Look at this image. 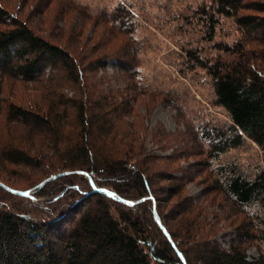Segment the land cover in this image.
<instances>
[{
	"label": "trees",
	"instance_id": "obj_1",
	"mask_svg": "<svg viewBox=\"0 0 264 264\" xmlns=\"http://www.w3.org/2000/svg\"><path fill=\"white\" fill-rule=\"evenodd\" d=\"M14 1L0 0V182L31 196L1 185L0 191L34 202L37 192L58 178L85 177L88 187L66 188H74L79 196L62 204V192L40 205L42 214L37 216L0 201V264H183L178 252L186 264H264L262 251L258 256L250 253L264 243L261 213H256L255 222L244 216L232 220L225 211L205 210L190 202L171 229L165 224L148 189L159 158L144 156L140 136L147 131L145 115L135 108L146 94L148 113L157 97L143 93L134 63L137 48L128 42L131 47L118 55L122 63L117 61L109 74L106 57L96 56L81 39L82 28H60V44H52L39 34L44 29L35 27L41 24L25 15V7L34 6L32 14L45 15L40 20L49 22L50 28L61 17L35 8L33 0H16L21 4L20 18L10 11ZM113 12L112 25L131 33L129 40L134 41L135 21L129 9L118 5ZM260 14L264 0H202L195 6L168 8L153 18L158 29L172 35L179 72H205L213 83L212 105L228 114L229 120H204L193 126L188 135L192 151L197 152L192 153L215 163L246 142L262 152L254 176L248 177L233 163L215 167L223 196L241 213L264 204V15ZM195 134L205 142L203 150ZM170 141L177 154L187 149H179L178 139ZM11 166L30 168L39 183L20 190L9 186L4 179ZM101 176L113 178L114 188L105 186ZM126 193L140 196L124 197ZM179 193L174 188L173 195ZM87 198L91 200L78 211ZM222 232L232 234L228 241Z\"/></svg>",
	"mask_w": 264,
	"mask_h": 264
},
{
	"label": "rangeland",
	"instance_id": "obj_2",
	"mask_svg": "<svg viewBox=\"0 0 264 264\" xmlns=\"http://www.w3.org/2000/svg\"><path fill=\"white\" fill-rule=\"evenodd\" d=\"M206 1L212 2V0ZM201 2L202 0H33L35 8L46 11L45 14L52 12L54 17L57 15L61 17V20L54 22L55 25L52 28H50L49 22L43 23L40 20L45 15H39L37 12L32 14L34 6L25 7L24 11L25 15L29 13L31 21L41 24L35 27L40 30L43 28L44 31L39 34L48 38L52 44H60L59 34L63 31L60 28H65L66 31L71 28H82L81 39L86 42L88 48L96 53V56L106 57L105 61L108 64L106 70L109 74H113V69L117 67V61L122 63L118 55L125 51L126 47L130 48V43L139 51L138 58L134 60V63L137 64L139 82L144 86L143 93L147 91V94L157 97L155 104L149 106L151 109L148 110V113L144 108L146 94H141L135 107L145 115L147 131H144L146 135L140 136V141L143 140L142 147L146 152L144 156L159 158V161L155 163L157 166L149 176L148 189L154 193L159 212L164 216L165 224L169 229H171L170 224L180 221L182 207L190 202L195 207H203L205 210L225 211L232 220L244 216L251 222H255L257 212L264 215V204H259L253 210L246 209L244 213L234 209L230 200L223 196L222 179L214 171L215 167L233 163L248 177L254 176L262 163V152L255 143L246 142L240 148L231 149L220 156V160L215 163H209L206 158L202 157L203 155L192 153L197 151H192L193 143L189 140L188 134L191 129L194 130V125L200 124L204 120L223 122L229 120L228 114L224 108L212 105L215 99L213 83L205 72L200 71L194 75L190 73L184 75L179 72V68L176 66L180 64V59L176 61L175 48L170 42L172 35L158 29L159 25L153 18L158 14L165 13L168 8L195 6ZM19 5L21 4L15 0L10 11L22 18V14L17 9ZM118 5L125 9L128 8L134 17L135 24L132 29L134 41L129 40L132 37L131 33H125L117 26L112 25V12ZM61 12H63L62 15ZM244 12L250 13L251 11ZM102 13H108V16L100 17ZM64 39L65 42L67 38ZM179 50L177 48V51ZM47 72L49 70L45 71V73ZM155 135L157 137H154ZM195 137L196 143L201 145V149L206 148L205 142L197 139L196 134ZM171 138L178 139L180 150L187 149L182 153H175L176 147L172 146ZM165 142L168 145H165ZM8 172L9 176L4 181L19 190L33 188L40 181L37 174L30 168L11 166ZM102 177L104 176H101L99 180L103 181L105 186L114 188L113 178ZM73 185H76L77 189L86 191L88 182L85 177L81 176H73L70 181L58 178L46 188L39 190L36 194L37 200L34 202L4 191H0V201L13 206L16 210L37 216V214H42L39 211L40 205H46L49 200L62 192H65V196L60 201L62 204H66L71 197H78L77 190L66 189ZM176 187L180 190L177 196L173 195ZM126 188L131 189L129 186ZM147 193L148 191L145 194ZM123 195L134 199H138L140 196H137L136 193ZM89 198L84 201L85 203L80 206L78 211L84 209L87 202L91 200ZM228 231H231L230 228ZM222 234L226 236L224 237L226 241L232 235L230 233L226 235L223 232ZM260 247H253L250 253L255 256H258L261 251L264 253V243Z\"/></svg>",
	"mask_w": 264,
	"mask_h": 264
},
{
	"label": "water",
	"instance_id": "obj_3",
	"mask_svg": "<svg viewBox=\"0 0 264 264\" xmlns=\"http://www.w3.org/2000/svg\"><path fill=\"white\" fill-rule=\"evenodd\" d=\"M47 181V180H46ZM46 181H44L42 184H40V186H43L44 185V183L46 182ZM90 182L92 183V180L90 179ZM93 184V183H92ZM0 185L3 187V188H5L6 189V191H9V192H13V193H16V194H20V195H23V196H29V193L28 192H25V193H22V192H18V191H16V190H13V189H10V188H8V187H6L4 184H2L1 182H0ZM95 190L94 191H99V192H103V193H105V194H107V195H109V196H112V197H114V195L110 192V191H108V190H105V189H97V188H94ZM116 199H119V198H117V197H115ZM126 204H128V205H130V206H133V205H135V202H131V201H124ZM156 214V213H155ZM158 217H157V215H156V219H157ZM162 227V230L164 231V234L166 235V237L167 238H169L170 237V235L168 234V232H167V230L163 227V226H161ZM170 240H171V238H169ZM173 244V243H172ZM174 245V244H173ZM178 252V251H177ZM178 254H179V256L181 257V259H182V261H183V264H186L185 263V259L183 258V256L178 252Z\"/></svg>",
	"mask_w": 264,
	"mask_h": 264
}]
</instances>
